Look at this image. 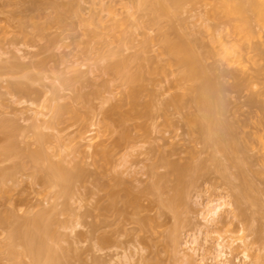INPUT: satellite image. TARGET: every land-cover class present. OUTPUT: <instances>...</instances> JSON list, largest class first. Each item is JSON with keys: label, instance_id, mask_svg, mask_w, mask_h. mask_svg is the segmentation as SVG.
<instances>
[{"label": "rangeland", "instance_id": "1", "mask_svg": "<svg viewBox=\"0 0 264 264\" xmlns=\"http://www.w3.org/2000/svg\"><path fill=\"white\" fill-rule=\"evenodd\" d=\"M232 1L0 0V264L40 213L54 264H264V27Z\"/></svg>", "mask_w": 264, "mask_h": 264}, {"label": "bare ground", "instance_id": "2", "mask_svg": "<svg viewBox=\"0 0 264 264\" xmlns=\"http://www.w3.org/2000/svg\"><path fill=\"white\" fill-rule=\"evenodd\" d=\"M161 0H157L159 3ZM223 3L228 2V0H222ZM249 4L251 7L258 9L257 12V17L262 26L264 27V0H248ZM232 3H234L233 10L235 13L238 15H241V4L240 0H233ZM233 33L237 31V27L233 26L232 28ZM214 41L218 43L219 47L224 51V54L226 56L232 55L234 53V46L230 45V41L226 40L222 35H215L214 36ZM166 47L168 48L169 54H176V55H181V56H186L188 53L186 49L183 48L181 44H174V45H169L167 43ZM187 57H185V60ZM125 67L124 61L118 62L114 65V68L116 71L121 72V70ZM124 79V81L130 83L135 80H137L139 77L138 75H129V76H124L122 75L121 77ZM210 92L209 88H203V97L208 96ZM135 93V90L132 91V95ZM197 102L200 103L201 100L197 99ZM205 102V101H204ZM64 108L62 107H55L54 112L59 115ZM207 115V112H206ZM47 117V113L42 114V119L40 122L42 124H46L47 120L45 119ZM195 123L198 124V121H195ZM224 135H227V133H224ZM98 135L91 136L89 138H86L87 140V147L92 148L93 147V141L95 138H97ZM38 140L39 142H44L46 139L43 135H38ZM4 152L7 151V148L5 147ZM30 156L33 158L35 162H39L43 158V153L41 149H38L34 152H30ZM48 165L47 169V180L48 182L54 183L55 185L59 187H63L64 184L68 183L72 178L73 174L65 169L61 163H53L49 161V159H45ZM222 200V199H221ZM226 207H231L230 202H226L225 200H222L219 204H217L215 207L209 209L205 216V221L207 225H213L215 220L219 217V213L221 209L226 208ZM228 213L232 212V209L227 210ZM25 229L21 232L22 236L20 238L21 244L25 247V249L30 253L34 264H54L56 261V254L55 252L48 246H46L44 242V235L46 234V225L43 222V214L40 213L38 215H35L31 219H27L24 222ZM13 239V238H12ZM236 243L235 247H232L233 244ZM220 247L226 248L229 251H223L222 256L225 258L228 255H232L233 251L236 249H241L237 253V257L239 258L240 264H259L260 263V258L259 261H256L250 254H249V249L244 241V239H235L232 240L231 242H228L227 246L220 245ZM13 251H11V254ZM187 263L190 262L189 259L186 260Z\"/></svg>", "mask_w": 264, "mask_h": 264}]
</instances>
